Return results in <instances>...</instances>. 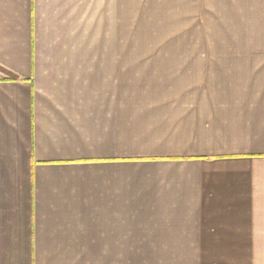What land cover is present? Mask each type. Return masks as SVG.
Masks as SVG:
<instances>
[{
	"label": "crops",
	"instance_id": "0c3cea01",
	"mask_svg": "<svg viewBox=\"0 0 264 264\" xmlns=\"http://www.w3.org/2000/svg\"><path fill=\"white\" fill-rule=\"evenodd\" d=\"M0 264H264V0H0Z\"/></svg>",
	"mask_w": 264,
	"mask_h": 264
},
{
	"label": "rangeland",
	"instance_id": "374dc122",
	"mask_svg": "<svg viewBox=\"0 0 264 264\" xmlns=\"http://www.w3.org/2000/svg\"><path fill=\"white\" fill-rule=\"evenodd\" d=\"M160 40L161 35L151 32L144 23H139V19L136 20L135 24H130V26L124 24L121 27V48H123L121 49V59H134L136 63H141V59L152 58L153 64L151 65V62H149L147 70L157 69L158 65H154V59H159L158 57L164 55H162V50L151 48L154 45L151 41ZM184 40L187 41L186 38ZM135 66L138 69L144 68V66H139L138 64Z\"/></svg>",
	"mask_w": 264,
	"mask_h": 264
}]
</instances>
